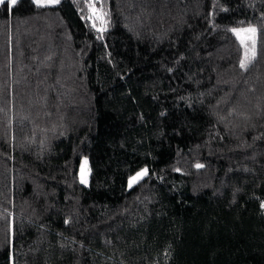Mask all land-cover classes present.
<instances>
[{"label": "trees", "instance_id": "obj_1", "mask_svg": "<svg viewBox=\"0 0 264 264\" xmlns=\"http://www.w3.org/2000/svg\"><path fill=\"white\" fill-rule=\"evenodd\" d=\"M263 204L264 0L0 4V264H264Z\"/></svg>", "mask_w": 264, "mask_h": 264}, {"label": "snow or ice", "instance_id": "obj_2", "mask_svg": "<svg viewBox=\"0 0 264 264\" xmlns=\"http://www.w3.org/2000/svg\"><path fill=\"white\" fill-rule=\"evenodd\" d=\"M33 2L35 4H37V6L41 5V0H33ZM59 2H60V0H47V3H49V4H58ZM5 3H6V0H0V4H5ZM7 3H8V6H14L17 3V0H7ZM89 7H90V9H92V15L96 19H101L102 18L103 13L97 14V12H96V10L94 8V5H89ZM232 31L234 33H236L237 35H239L240 31H244V32H248V33L253 34V36H252V39H253L252 57H254V55H255V51H254V44H255L254 35L256 33V29L254 27H249L248 29H243V30L232 29ZM241 43H243V40H241ZM250 60H251V58L249 57L248 52L246 50L244 59H242L240 61V67L241 68H246L248 63H250ZM86 165H87V160H85L83 162L82 169H81L80 182L82 184H86L87 183V173L85 171ZM197 167H202V165H197ZM145 172H146V170H145ZM140 176H141V173H137V175L135 177H132L130 179V182H129L130 185H131L132 182L136 181Z\"/></svg>", "mask_w": 264, "mask_h": 264}, {"label": "rangeland", "instance_id": "obj_3", "mask_svg": "<svg viewBox=\"0 0 264 264\" xmlns=\"http://www.w3.org/2000/svg\"><path fill=\"white\" fill-rule=\"evenodd\" d=\"M41 4H49L47 3V0H41ZM249 27H252V26H246V27H238V28H235L237 30H243V29H248ZM236 34V33H235ZM256 34V33H255ZM236 36L238 37V39L240 40H243V43H241L244 47V51L248 52V55L249 57L251 56L252 54V51H253V39H252V36L253 34L251 33H248V32H244V31H240L239 35L236 34ZM254 40H255V35H254ZM87 160L86 157H82L81 160H80V164H79V170H78V179H79V182H80V179H81V169H82V165H83V162ZM146 170V172H145ZM85 171L87 173V183L86 184H83V185H87L88 184V179H89V166H88V160H87V165H86V168H85ZM137 173H141V176L134 182L131 183L130 185V179L132 177H135L137 175ZM147 173V169L146 168H141L139 169L138 171H136L135 173H133L132 175H130L128 178H127V181H126V186L128 188H130L133 184H135L140 178H142L145 174ZM81 183V182H80ZM82 184V183H81ZM263 211H264V204H263Z\"/></svg>", "mask_w": 264, "mask_h": 264}]
</instances>
